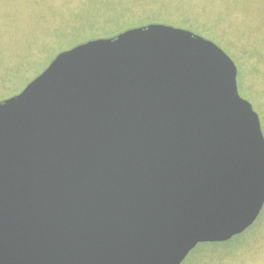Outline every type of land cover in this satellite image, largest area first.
<instances>
[{
  "label": "water",
  "instance_id": "95a60500",
  "mask_svg": "<svg viewBox=\"0 0 264 264\" xmlns=\"http://www.w3.org/2000/svg\"><path fill=\"white\" fill-rule=\"evenodd\" d=\"M233 58L152 23L60 52L0 101V264H181L264 207Z\"/></svg>",
  "mask_w": 264,
  "mask_h": 264
},
{
  "label": "rangeland",
  "instance_id": "374dc122",
  "mask_svg": "<svg viewBox=\"0 0 264 264\" xmlns=\"http://www.w3.org/2000/svg\"><path fill=\"white\" fill-rule=\"evenodd\" d=\"M147 23L185 27L224 49L264 132V0H0V101L61 49ZM181 264H264V207L246 231L200 243Z\"/></svg>",
  "mask_w": 264,
  "mask_h": 264
},
{
  "label": "flooded vegetation",
  "instance_id": "af4514ba",
  "mask_svg": "<svg viewBox=\"0 0 264 264\" xmlns=\"http://www.w3.org/2000/svg\"><path fill=\"white\" fill-rule=\"evenodd\" d=\"M148 24H152V23H147V24H144V25H140V26H145V25H148ZM159 24H166V23H159ZM169 25V24H168ZM140 26H136V27H140ZM172 26H174V25H172ZM174 27H176V26H174ZM131 28H135V27H131ZM131 28H128V29H131ZM179 28H184V29H187V28H185V27H179ZM128 29H126V30H128ZM188 30H190V29H188ZM123 31H125V30H123ZM122 31V32H123ZM119 33H121V32H119ZM119 33H117V34H119ZM117 34H115V35H117ZM199 34V33H198ZM201 35V34H200ZM112 36H114V35H112ZM112 36H106V37H95V38H91V39H89V40H92V39H98V38H108V37H112ZM203 36V35H202ZM89 40H87V41H89ZM87 41H85V42H87ZM82 43H84V42H82ZM79 44H81V43H79ZM76 45H78V44H75V45H73V46H71V47H69V48H65V49H61L59 52H62V51H65V50H68V49H70V48H72V47H74V46H76ZM51 63V62H50ZM49 63V64H50ZM19 93V92H18ZM18 93H16V94H18ZM15 95V94H14ZM13 96V95H12Z\"/></svg>",
  "mask_w": 264,
  "mask_h": 264
}]
</instances>
